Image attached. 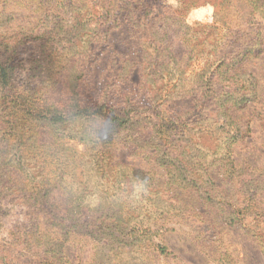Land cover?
<instances>
[{"label": "trees", "instance_id": "16d2710c", "mask_svg": "<svg viewBox=\"0 0 264 264\" xmlns=\"http://www.w3.org/2000/svg\"><path fill=\"white\" fill-rule=\"evenodd\" d=\"M164 1L81 0L83 4H93L80 6L69 25L58 32L54 27L49 33H46L48 27H44L42 32L36 27L41 14L32 16L34 26L30 27L27 42L30 47L38 51L46 43L43 38L32 35L33 31L46 35L47 39L48 36L63 38L66 45L74 46L56 48L51 54L54 58L62 53L71 54L73 60L69 69H65V65L53 68L59 71H50L45 83L39 82L32 88L42 86L40 103L27 94L25 100L24 96H19L22 97L20 107L18 104L13 107L15 91L10 83L9 66L16 60L14 52L13 57L0 64V102L11 98L1 104L4 109L0 115V194L4 185L8 191L15 192V201L25 207V215H28L24 218L26 223L41 218L49 229L47 224L51 222V230L57 238L66 232L100 237L99 245L106 249L109 240H117L118 236L102 234L101 219H90L82 212V198L91 194L87 191V182L81 178L90 171H97L110 177L107 183L114 188L115 195L132 192L134 178L127 172L117 173L120 166L135 169L122 162L119 153L123 149L128 154L138 153L145 163L161 171L142 179L145 189L163 180L172 191L174 188L181 192L190 190L199 200L209 201L216 197L211 191L212 187L218 189L215 181L221 182L220 176L223 180L231 179L235 173L232 146L239 137L249 133L248 126H240L234 114L236 96L246 93L242 62L260 54L264 56V37H259L257 32L253 34L255 29L251 28H256L255 25H259L257 20L264 15V0H174L175 9ZM205 4L213 8V25L186 26L181 23L185 28L174 33V39L162 37L167 36L165 33L169 28L179 24L190 8ZM53 19L52 26L57 19L56 13ZM242 20L243 24H239ZM260 27L257 26L258 31ZM206 37L210 43L204 40ZM172 40L181 45L188 59L183 66L191 64L196 71L193 75L187 76L178 67L182 52L169 51L162 59L157 57L148 63L145 60L136 63L127 51L128 45L131 52L141 56L142 44L175 43ZM115 41L119 46H114ZM201 42L214 47L217 52L214 57L204 53L207 49L202 48ZM235 65L238 68L236 73L226 79V72ZM135 68L139 73L144 69L146 78L141 81L144 86L132 89L130 83ZM170 69L178 72L175 78L178 85L170 75L163 76L165 71L170 73ZM189 78L193 80L190 87H182V82L186 83ZM240 81L242 83L237 85ZM46 89L48 91L44 92ZM15 109L23 118L19 121L20 127L13 132L9 123ZM228 110L231 111L227 113ZM49 128L52 136L42 137ZM80 143L85 146V152L76 150ZM256 172L260 173L259 185L241 197L243 202L247 199L252 208L264 205V171L256 168L251 174ZM153 178L154 183L151 182ZM160 184L162 182L156 185ZM58 185L61 190H70V198L46 201L48 194ZM76 186L82 188L77 191ZM256 190L260 195H252ZM107 192L111 198L112 191ZM1 198L5 199L4 196ZM175 199L181 201L179 197L175 196ZM220 203L223 212L229 210L233 201L229 202L224 195ZM72 206L76 209H70ZM115 207L128 213L135 212L123 199ZM190 211L193 215L200 214L192 206ZM254 215L263 218L264 212ZM225 217L223 215V220ZM125 228L130 230L128 237L133 234L137 248L145 250V254L157 253L165 257L169 254L154 233L162 229L156 221L133 216ZM48 236L47 231L32 234L30 239L23 234L14 236L12 240L21 241L25 248L36 249V252L21 254L16 263L68 264L63 258L64 241ZM254 238L264 254L262 233L254 234ZM53 241L59 245L52 246Z\"/></svg>", "mask_w": 264, "mask_h": 264}, {"label": "rangeland", "instance_id": "374dc122", "mask_svg": "<svg viewBox=\"0 0 264 264\" xmlns=\"http://www.w3.org/2000/svg\"><path fill=\"white\" fill-rule=\"evenodd\" d=\"M58 1L56 4L57 0H52V2H49V0H0V64L6 63L7 58L13 57L12 51L15 54L14 57H16L15 62L9 66L10 83L15 91L13 107L16 104L19 107L21 106L19 104V100L22 99V97H19L21 95L24 96V100L25 95H32V99L39 102L42 98V86L32 88L39 82L45 83L46 79L49 78L50 74L48 75V73L50 71H59L58 69L53 70V68L65 65V69H69L68 66L73 60L72 55L69 54L68 56L67 53L58 54L55 58L54 55H51L56 48L65 49L66 46L74 48V46L66 45L63 38V40L59 38L51 39L48 36L47 39L46 35L36 34L37 32L33 31L32 35L43 38L46 43H43L42 49L38 51L27 43L30 40L28 37L30 27L34 26L31 20L32 16L41 14V20L36 23V27L42 32L44 27H48L46 33H49L52 27H54L55 32H58L69 25L75 10L80 6L93 4V2L83 4L81 0ZM164 2L175 9L174 0H165ZM34 10L37 14L33 13ZM54 13H56L57 19L52 26ZM257 21H259V25H255L256 28L251 27L255 29L253 34L257 32L259 37H264V15L261 20ZM178 23L176 27L169 28L168 32L165 33L167 36L162 37L164 39H174L172 35L185 28V25L182 26L181 23L186 24V26H194L195 24L213 25V8L210 4L194 6L184 14ZM239 24H243V20ZM257 26H261L259 31ZM31 39L34 40L33 37ZM256 39L261 40L260 38ZM204 40L211 42L207 37ZM117 45L118 43L115 41L114 46ZM201 45L202 48L207 49L204 50V53H208V57H214L217 53L212 45L205 46L202 42ZM180 46L176 42H155L154 44L148 42L146 45L142 44L144 50L141 56L131 52L128 45L127 51L136 63L141 60L148 63L149 60L157 57L162 59L169 51L182 52L178 57V60L181 59L178 67L179 69L182 68L187 76L193 75L196 71L191 64L186 67L183 66L188 59ZM209 48L210 51H208ZM184 51L186 52V50ZM247 59L242 62L246 93L236 96L234 114L239 119L240 126H248L249 133L244 137H239L232 146V157L236 170L231 179L223 180L220 176L219 179L222 181H215L218 184V189L216 187L211 188L212 194L216 195L215 199L202 201L190 190L181 192L174 188L172 191L169 189L170 186L166 184L167 181L163 180L156 182V184L159 182H162V184H154L145 189L142 179L151 177L152 173L161 171L153 169L151 164L145 163L138 153L128 154V151L123 149L119 153L122 162L136 170L125 169V167L120 166L117 173L119 175L127 172L126 174L134 178L132 192L115 195L114 188H111V184L107 183L109 181L107 178L110 177L104 173H96L97 171H90L81 178L82 181L87 182V191L91 194L89 197L82 198L81 204L83 206L80 207L82 212L90 219L92 217L100 218L103 226L101 233L111 237L117 234V240L112 238V240H109V246L103 249L99 245L102 240L100 237L84 236L83 232H76L78 235L66 232V234L57 238L51 230V226H53L51 222L47 224L49 229L45 227L46 223H43L40 220L41 218L39 220L34 218L28 224L24 221V218L28 216L25 215V207L15 201L17 196L15 192H12L11 189L8 191L6 185H4L0 194V198L2 196L5 198H1L2 201H0V264H17L19 257H22L21 254L24 255L31 251L36 252L35 247L30 250L31 248L22 246L21 241L12 240L14 236L19 237L23 234V236L28 235L29 237L32 234L43 233V231H47L53 239L57 238L58 241H64L62 246L63 258L68 261V264H264V254L254 238L256 233H262L264 238V217L260 218L254 215L257 212H264V205L252 208L249 206L251 203L247 199L246 202L241 200V197L246 196L245 193H250V190L257 188L258 181L261 180L258 177L260 173L256 172L258 174L252 175V170L257 168V170L264 171V56L260 54L257 58ZM224 68L226 70V67ZM237 69V66L229 68L225 78H230L232 73H236ZM158 72L162 73V70ZM169 72L165 71L163 76L169 77L170 75L174 78V83L178 85V82L175 81L178 72L176 70L172 72L171 69ZM47 75L48 77H46ZM239 76H241V72L236 76V81ZM50 78L51 80L55 79V77ZM144 78H146L144 69L140 70L139 73L138 69L135 68L130 87L135 89L144 86L141 82ZM192 82L193 80L189 78L186 83L182 82V87H190ZM240 83L242 82L236 84L239 85ZM224 85L228 86V83L224 82ZM47 91L48 89L44 92ZM10 100L11 98L3 102ZM3 102H0V115L4 109L1 105ZM221 102H224V100ZM9 108L11 109V107ZM225 110L227 109L223 111ZM230 111L228 110L227 113ZM21 117L22 114L18 112V109L12 111L9 126L13 132L20 127ZM75 126L79 131V126L77 124ZM50 130L51 128L44 131L42 137H51L52 132ZM62 130H64V127ZM83 143L85 142L83 141ZM81 144H78L76 150L85 152V146ZM154 180L153 178L151 182L154 183ZM60 188L61 186L58 185V188L56 186L48 194L46 201L51 202L54 200L58 202L70 198V190H61ZM80 188L82 187L76 186L75 189L78 191ZM108 190L112 191L111 198L107 196ZM173 192H176V194H173ZM221 192L222 194H220ZM224 195L229 198V202L233 201V203L229 206V210L224 209L222 212L220 200L223 199ZM252 195L258 196L260 193L256 190ZM6 196L9 198H6ZM175 196L179 197L181 201H177ZM120 199H123L135 212L128 213L124 212V209L122 211L118 210L115 204ZM191 206L194 211L197 210L200 214L193 215V212L190 211ZM70 209L76 208L72 206ZM254 210L255 212H253ZM117 212H121V214H115ZM223 215L226 216L224 220ZM133 216L144 220L149 219L150 222L156 221L162 227L154 233L161 239L169 252L167 257L157 255V253L145 254L143 252L145 250L142 251L137 248L138 245L134 242L133 234L128 237L127 233L130 230L125 228V225L130 223ZM187 216L190 218L187 219ZM229 217L234 220H230ZM252 229L259 231H251ZM56 232L59 234V229H56ZM57 245L59 243L53 241L52 246ZM113 246L119 248L114 249Z\"/></svg>", "mask_w": 264, "mask_h": 264}]
</instances>
